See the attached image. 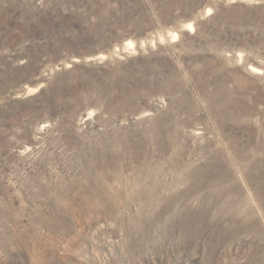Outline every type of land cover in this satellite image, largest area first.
<instances>
[{
    "label": "rangeland",
    "instance_id": "1",
    "mask_svg": "<svg viewBox=\"0 0 264 264\" xmlns=\"http://www.w3.org/2000/svg\"><path fill=\"white\" fill-rule=\"evenodd\" d=\"M0 264H264V0H0Z\"/></svg>",
    "mask_w": 264,
    "mask_h": 264
},
{
    "label": "bare ground",
    "instance_id": "2",
    "mask_svg": "<svg viewBox=\"0 0 264 264\" xmlns=\"http://www.w3.org/2000/svg\"><path fill=\"white\" fill-rule=\"evenodd\" d=\"M191 26L193 27V25L191 24ZM174 35H177V33H174Z\"/></svg>",
    "mask_w": 264,
    "mask_h": 264
}]
</instances>
